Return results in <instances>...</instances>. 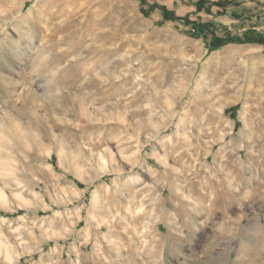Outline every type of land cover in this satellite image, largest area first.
Instances as JSON below:
<instances>
[{"label": "rangeland", "instance_id": "obj_1", "mask_svg": "<svg viewBox=\"0 0 264 264\" xmlns=\"http://www.w3.org/2000/svg\"><path fill=\"white\" fill-rule=\"evenodd\" d=\"M236 4L0 0V264H264V37L222 28Z\"/></svg>", "mask_w": 264, "mask_h": 264}, {"label": "crops", "instance_id": "obj_2", "mask_svg": "<svg viewBox=\"0 0 264 264\" xmlns=\"http://www.w3.org/2000/svg\"><path fill=\"white\" fill-rule=\"evenodd\" d=\"M234 2L237 4L229 9L227 7L218 19L222 28H225V31L244 30L245 34L252 33L256 37H264V0H234ZM248 16L249 19L246 18Z\"/></svg>", "mask_w": 264, "mask_h": 264}, {"label": "trees", "instance_id": "obj_3", "mask_svg": "<svg viewBox=\"0 0 264 264\" xmlns=\"http://www.w3.org/2000/svg\"><path fill=\"white\" fill-rule=\"evenodd\" d=\"M236 41V40H235ZM238 41V40H237ZM244 41V40H243Z\"/></svg>", "mask_w": 264, "mask_h": 264}]
</instances>
